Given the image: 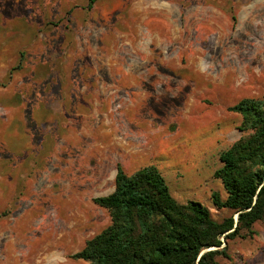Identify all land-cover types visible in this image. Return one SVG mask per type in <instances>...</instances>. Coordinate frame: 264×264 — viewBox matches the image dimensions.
I'll return each mask as SVG.
<instances>
[{"label":"rangeland","instance_id":"374dc122","mask_svg":"<svg viewBox=\"0 0 264 264\" xmlns=\"http://www.w3.org/2000/svg\"><path fill=\"white\" fill-rule=\"evenodd\" d=\"M88 2L0 0V264H89L118 165L236 219L215 171L250 133L231 106L264 99V0ZM254 230L219 264H264Z\"/></svg>","mask_w":264,"mask_h":264},{"label":"trees","instance_id":"16d2710c","mask_svg":"<svg viewBox=\"0 0 264 264\" xmlns=\"http://www.w3.org/2000/svg\"><path fill=\"white\" fill-rule=\"evenodd\" d=\"M230 110L250 133L220 153L215 176L227 196L214 192L212 199L237 214L236 226L234 215L216 220L198 200L178 202L154 164L132 174L118 165L114 190L94 198L109 211L111 223L74 256L89 264H219L228 248L222 237H251L254 224L264 220V99L246 97Z\"/></svg>","mask_w":264,"mask_h":264},{"label":"water","instance_id":"95a60500","mask_svg":"<svg viewBox=\"0 0 264 264\" xmlns=\"http://www.w3.org/2000/svg\"><path fill=\"white\" fill-rule=\"evenodd\" d=\"M235 221H236V222H235V226H236V225H237V221H238V217H237V215H236V219H235ZM225 244H226V243H225V241H224V246H225ZM214 248H217V247H212V249H214Z\"/></svg>","mask_w":264,"mask_h":264}]
</instances>
